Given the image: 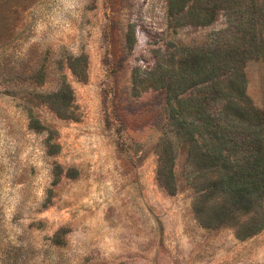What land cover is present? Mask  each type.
<instances>
[{
  "label": "rangeland",
  "instance_id": "374dc122",
  "mask_svg": "<svg viewBox=\"0 0 264 264\" xmlns=\"http://www.w3.org/2000/svg\"><path fill=\"white\" fill-rule=\"evenodd\" d=\"M168 2L0 0V264H264V194L221 223L224 200L203 197L214 176L153 87L179 47L222 45L229 23L191 25L185 7L177 25ZM244 71L264 111V59ZM170 155L173 190L158 175Z\"/></svg>",
  "mask_w": 264,
  "mask_h": 264
},
{
  "label": "trees",
  "instance_id": "16d2710c",
  "mask_svg": "<svg viewBox=\"0 0 264 264\" xmlns=\"http://www.w3.org/2000/svg\"><path fill=\"white\" fill-rule=\"evenodd\" d=\"M185 7L196 26L213 22L221 12L230 37L214 48L179 47L168 68L157 66L153 87L172 93L168 116L182 150L214 176L203 197L223 199L220 221L235 225L261 208L264 194V111L246 96L244 71L247 62L264 59V0H169L168 17L179 25ZM61 86L60 96L66 98L71 91L65 80ZM190 90L197 92L187 100L177 94ZM222 103L221 116L211 114L212 106ZM171 158L161 159L158 169L168 190H173Z\"/></svg>",
  "mask_w": 264,
  "mask_h": 264
}]
</instances>
